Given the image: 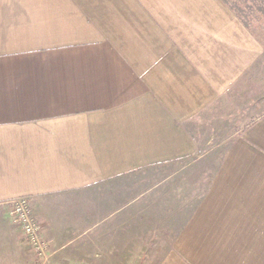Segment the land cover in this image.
Returning a JSON list of instances; mask_svg holds the SVG:
<instances>
[{"label":"crops","instance_id":"obj_1","mask_svg":"<svg viewBox=\"0 0 264 264\" xmlns=\"http://www.w3.org/2000/svg\"><path fill=\"white\" fill-rule=\"evenodd\" d=\"M263 52L227 0H0V264L37 261L18 199L51 264L153 262L163 226L159 264H264Z\"/></svg>","mask_w":264,"mask_h":264},{"label":"rangeland","instance_id":"obj_2","mask_svg":"<svg viewBox=\"0 0 264 264\" xmlns=\"http://www.w3.org/2000/svg\"><path fill=\"white\" fill-rule=\"evenodd\" d=\"M229 5L233 8L235 13L245 22V24L249 27L251 32L259 39L261 44L263 45L264 50V0H227ZM261 64H263L264 68V52L262 59L260 61ZM264 73V71H263ZM262 77V76H261ZM244 104H247L245 102ZM225 147L222 146V149L213 152L209 156L206 157L201 163V165L197 166L195 169L196 178L198 179V183L196 182V192H199L201 195H204L206 192L209 183L211 181V178L215 172V164L218 163L220 159H222L223 155L225 154ZM13 222L17 225V227L20 229V225L15 220L12 213L10 214ZM112 227V226H111ZM127 229H137L140 228V226H124ZM154 229H157L159 226H153ZM165 231H167L166 234H164L163 239H157L153 238V242L149 244V247L147 249H150L154 252L155 256L153 257L154 261L150 263H140V264H159V259L161 258L162 251H167L171 249L175 234L177 233V230L181 228V226H163ZM106 238L108 241L112 242L114 232L107 231ZM167 235V236H166ZM123 242H129V240H125ZM136 242V241H135ZM120 252V255L114 256L111 251L110 256H106V258L100 261L96 262H81V263H75V264H139L132 262L130 259L136 258L135 256V247L130 246H123L119 248L118 250ZM33 253L35 254V257L37 261L34 262V264H51V261L48 259L47 261H41L40 257L35 253L33 250ZM48 255V254H47ZM159 255V256H158Z\"/></svg>","mask_w":264,"mask_h":264},{"label":"built area","instance_id":"obj_3","mask_svg":"<svg viewBox=\"0 0 264 264\" xmlns=\"http://www.w3.org/2000/svg\"><path fill=\"white\" fill-rule=\"evenodd\" d=\"M11 213L41 261L48 260V246L42 236V226L33 218L28 200L18 199L11 202Z\"/></svg>","mask_w":264,"mask_h":264}]
</instances>
